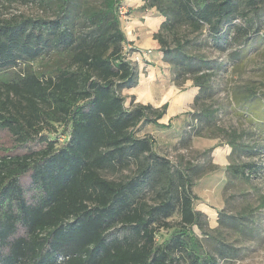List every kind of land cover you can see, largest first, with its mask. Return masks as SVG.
Here are the masks:
<instances>
[{"label": "trees", "instance_id": "obj_1", "mask_svg": "<svg viewBox=\"0 0 264 264\" xmlns=\"http://www.w3.org/2000/svg\"><path fill=\"white\" fill-rule=\"evenodd\" d=\"M39 2L48 17L0 21V264H220L240 249L211 234L195 235L204 214L193 189L204 167L175 165L140 137L167 111L126 106L139 84L128 60L120 8L126 0H0ZM164 18L156 39L176 80L213 94L222 68L190 55L182 32L207 33L237 59L264 42V0H141ZM183 36V37H182ZM176 41L170 48L168 38ZM192 40V39H191ZM264 86V85H263ZM233 99L249 130H220L231 150L226 171L251 184L263 172L264 91L238 87ZM194 135L216 127L217 111L194 115ZM247 161H241V160ZM218 214L222 227L250 236L254 211ZM179 216L177 225L171 219ZM166 231L167 235L161 234ZM209 249V250H208Z\"/></svg>", "mask_w": 264, "mask_h": 264}, {"label": "rangeland", "instance_id": "obj_2", "mask_svg": "<svg viewBox=\"0 0 264 264\" xmlns=\"http://www.w3.org/2000/svg\"><path fill=\"white\" fill-rule=\"evenodd\" d=\"M122 8L124 14L120 15V18L123 25L124 22L129 21L130 13L126 6ZM50 14L51 12L39 5V2L17 1L0 4V21L41 18ZM182 35L190 42L185 44L190 55L202 56L221 64L222 68L213 78V94L203 104L196 105L195 98L199 89L194 86L193 80L173 79L166 70L157 72V75L153 73L151 77H156L151 90L154 105L161 106L168 95L165 101L168 109L166 116L158 122L160 127L146 126L139 132V136L153 139L155 151L167 157L173 164L177 165L182 159L209 171L197 181L193 189L197 197L195 208L204 214L203 228L195 227L194 233L203 242L205 241L203 233H208L240 249L238 258L227 262L221 261L220 264H264V208L254 211L256 228L250 236H241L235 231L222 227L218 216L221 213L239 216L247 212L250 207L254 209L259 207L264 199V169L251 184L228 176L226 168L231 163V150L224 134L220 132V130L250 129L248 122L241 117L240 108L233 99V94L238 87L244 85H253L264 91V42L258 47L251 48L246 57L237 59L236 53L240 49L238 45H229L225 51H222L211 42L207 33L186 35V32H182ZM168 41L170 48L176 47L173 38L169 37ZM148 65L150 68L145 67L142 71L145 77L148 71L152 70L151 66H157L152 59ZM159 67L165 68L161 65ZM141 91L143 88L124 94L127 107L143 103L139 98ZM204 107L217 111L216 127L205 130L202 136H195L192 128L197 124L194 115L199 114ZM171 112L173 115H170ZM0 141L5 144L9 142L5 134H0ZM255 161H259L264 166V155ZM170 221L173 225H177L179 216L175 215ZM161 234L167 235L166 231H162Z\"/></svg>", "mask_w": 264, "mask_h": 264}, {"label": "crops", "instance_id": "obj_3", "mask_svg": "<svg viewBox=\"0 0 264 264\" xmlns=\"http://www.w3.org/2000/svg\"><path fill=\"white\" fill-rule=\"evenodd\" d=\"M124 6L127 7V10L130 13L129 21L124 22L122 25V29L126 34L128 44L133 47L141 48L145 51L150 50V52H148L138 63L135 64L139 72L138 86L132 90L125 91L124 94L136 90L138 91V89L143 88V91H141L139 95V98L143 103L139 105H152L154 108L160 109L166 105L165 101L166 98H168V95L166 98H164L161 106L156 107L154 105L151 90L152 86L156 82V77L151 76L153 73L157 75V72L166 70L172 75V78L175 79L171 66L163 61V54L160 51L159 42L155 37V35L158 33V30L160 29L161 23L164 21V18L160 16L154 9H144V2L141 0H126L124 2ZM151 59L157 64V66H151L152 70L148 71L147 77H145V75L142 74V71L145 67H147L146 69L150 68V65L148 64ZM159 65L164 66L165 68L162 69L159 67ZM170 115H173V113L171 112Z\"/></svg>", "mask_w": 264, "mask_h": 264}, {"label": "built area", "instance_id": "obj_4", "mask_svg": "<svg viewBox=\"0 0 264 264\" xmlns=\"http://www.w3.org/2000/svg\"><path fill=\"white\" fill-rule=\"evenodd\" d=\"M123 8L121 7L120 8V15H123L124 13L122 12ZM134 49V50H132ZM125 50L126 51H130L132 50L133 52L128 54V60L132 61L134 64L138 63L142 57H144L148 52L150 51H142V50H138L136 48H133L132 46L130 45H127L125 47Z\"/></svg>", "mask_w": 264, "mask_h": 264}]
</instances>
